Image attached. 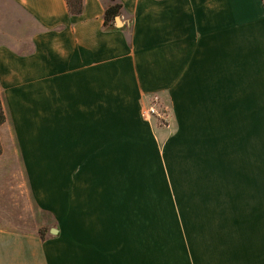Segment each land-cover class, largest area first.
I'll use <instances>...</instances> for the list:
<instances>
[{"label": "crops", "instance_id": "crops-1", "mask_svg": "<svg viewBox=\"0 0 264 264\" xmlns=\"http://www.w3.org/2000/svg\"><path fill=\"white\" fill-rule=\"evenodd\" d=\"M120 1L123 25L106 29L110 0H84L81 16L67 0H0L13 147L0 155V264H109L108 195L125 193L109 179L126 177L132 148L134 162L160 149L169 178L179 139L197 143L214 209L255 228L264 260V0ZM154 94L170 127L142 117Z\"/></svg>", "mask_w": 264, "mask_h": 264}, {"label": "rangeland", "instance_id": "rangeland-1", "mask_svg": "<svg viewBox=\"0 0 264 264\" xmlns=\"http://www.w3.org/2000/svg\"><path fill=\"white\" fill-rule=\"evenodd\" d=\"M147 101L149 98L143 105L144 120H148L144 113ZM148 121L163 126L157 119ZM0 135L2 154L7 159L13 154V147L5 125ZM186 142L179 139L169 144V178H166L167 167L160 160V149L152 161L146 158V162H134L130 160L136 156L132 148L126 155V177L118 183L109 179L110 186L125 189L120 203L117 194L108 195L110 229L115 234V238H110L115 242L108 243L109 264H262L264 261L262 252L258 253L260 243L253 241L255 228L233 225L229 212L214 209L212 190H204V182L199 178L197 143ZM10 164V169L15 168L14 163Z\"/></svg>", "mask_w": 264, "mask_h": 264}, {"label": "trees", "instance_id": "trees-1", "mask_svg": "<svg viewBox=\"0 0 264 264\" xmlns=\"http://www.w3.org/2000/svg\"><path fill=\"white\" fill-rule=\"evenodd\" d=\"M70 13L73 16H81L84 12V0H67ZM123 4L120 0H110L106 11H105V28L113 29L115 19L117 16H120L123 11ZM7 122V115L3 104V97L0 92V132L3 126ZM3 153V146L0 135V155ZM44 237V235H43Z\"/></svg>", "mask_w": 264, "mask_h": 264}, {"label": "built area", "instance_id": "built-area-1", "mask_svg": "<svg viewBox=\"0 0 264 264\" xmlns=\"http://www.w3.org/2000/svg\"><path fill=\"white\" fill-rule=\"evenodd\" d=\"M149 101L144 106V113L148 120L157 119L163 126L169 127L171 109L158 94L148 96Z\"/></svg>", "mask_w": 264, "mask_h": 264}, {"label": "water", "instance_id": "water-1", "mask_svg": "<svg viewBox=\"0 0 264 264\" xmlns=\"http://www.w3.org/2000/svg\"><path fill=\"white\" fill-rule=\"evenodd\" d=\"M116 23H117V25L120 26V27L123 25V23H122V19H121V16H117V17H116Z\"/></svg>", "mask_w": 264, "mask_h": 264}]
</instances>
